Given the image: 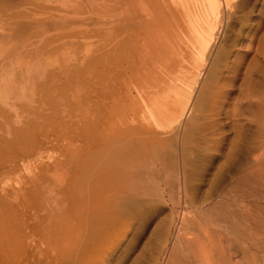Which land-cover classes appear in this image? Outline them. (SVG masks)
Here are the masks:
<instances>
[{"label":"rangeland","instance_id":"obj_1","mask_svg":"<svg viewBox=\"0 0 264 264\" xmlns=\"http://www.w3.org/2000/svg\"><path fill=\"white\" fill-rule=\"evenodd\" d=\"M79 2L82 13L76 19L73 7ZM63 14L68 23L59 16ZM84 29H94L96 35L54 49L41 45ZM220 44L229 49V56L240 58L242 66L257 45L264 49V0H0V264H67L77 258L74 251L85 239L83 221L70 225L74 216L70 199L51 186L73 183L81 176L87 186L137 182L132 211L118 216L104 255L86 264H134L158 221L172 214L178 222L177 186L184 179L190 191L186 190L199 195L198 185L207 184L217 166L228 163L224 160L235 127L230 125L229 110L241 74L230 90L222 92L221 101L209 89L221 76L228 79L225 69L219 73L212 66ZM233 57L228 58L229 65ZM93 58L97 64L82 76L88 87L93 86L92 94L85 93L87 87L81 89L79 82L65 93L69 83L50 80L52 72L73 70L80 61ZM188 62V69L181 72ZM156 79L160 83H148ZM184 79L189 82L184 103L189 104L170 130H160L163 123L153 117L132 114L122 121L118 107L122 94L123 98L130 94L131 82H138L136 92L159 114L162 103H169L168 90L177 89V82ZM32 83L40 87L34 89ZM261 115L264 141V103ZM242 122L246 136L252 137L254 123ZM113 138H119V146L149 143L152 157L120 164L121 157L112 149L104 150ZM245 143L244 139L238 149L244 150ZM157 144L163 150L153 151L155 157L151 149ZM114 158L120 160L116 163ZM140 264H149L148 255Z\"/></svg>","mask_w":264,"mask_h":264},{"label":"bare ground","instance_id":"obj_2","mask_svg":"<svg viewBox=\"0 0 264 264\" xmlns=\"http://www.w3.org/2000/svg\"><path fill=\"white\" fill-rule=\"evenodd\" d=\"M81 6L82 4H80V6L78 7H73L74 13L76 12L74 14L76 19L81 15V10L79 8ZM55 9L57 10V8ZM226 15L227 18L230 17L229 13H226ZM59 16H62L64 18V16L66 17V14ZM221 17L222 15L220 16V20ZM52 18H54V16ZM59 19L61 20V17ZM37 21V19H34L35 23H37ZM63 22L66 23L67 20L64 18ZM61 23L62 22H60V24ZM226 24L228 27L229 24ZM223 26L224 25L222 24V27ZM94 35H96L94 29H84V31H78L77 33L68 32L56 38H49L46 41L43 40L41 45H48V48L50 47L51 49H54L65 43L75 44L77 42L79 43L80 41L83 42L84 40L90 37H94ZM31 41L34 40L32 39ZM51 42L52 45L50 44ZM23 43L26 44L25 42ZM35 44L36 46L38 45L36 42ZM42 46L41 48H43ZM260 46L262 45H257V47L254 48L252 57L244 66H242L240 58H238L237 56L233 57V55H228L230 51L228 48H226V46L220 44L218 49L216 50L213 59L211 60L213 62L212 66L215 68V70L219 71V73H222V71L225 69L224 72H227L226 74H228V79H225L221 76L210 85L209 89H211V91L215 94V97L216 95H218L221 101L223 99L222 92L230 90V88L233 87L232 83L234 78L237 76L238 73L239 75L241 74V77L238 78L239 82L237 84V87L235 86L237 91L235 92V96L232 95L234 97L232 99L231 109L229 110L231 116L230 121L233 122H231L230 125L232 126V124H234L235 127L232 126L234 130L232 129V144L229 145L227 151L228 155L226 158L228 159L225 158L224 160V162L227 160L228 163L227 165H225V167H222L220 166V164H218L220 167L217 166L214 172L211 173L212 175L210 176H212V178L209 180V182L203 185L202 187L201 185H198V189L200 191L199 195H197L198 192L196 194L189 193L188 187L186 188L185 186V183L187 181L183 179L181 183L180 181L182 179L178 180L180 177L178 174L176 175L179 177H177V180L181 183L179 184L178 182H176L180 186L176 185L177 188H179L176 194L179 193V195L178 197H176L177 200H174L176 202V205L180 206L179 208L181 209H179L181 212L177 213V215H174L177 216L178 222L176 220V217H173L172 214H170L169 216H165L163 219L158 221V223H156L157 225L154 228L152 236L148 237L149 239L146 240V244L144 243L145 250H143L137 256V258L134 260V264H140L143 258L147 255L149 264H264V143L262 145L263 137L262 141L260 140V128L262 125L261 103H264V49ZM23 47L25 46L23 45ZM30 48L33 49V47H29V49ZM26 49L29 51L28 48ZM230 57H233V60L229 65L227 60ZM93 60L95 59L93 58L92 60L88 61L82 60L80 61V65H77L73 70L67 69V67H65L64 69L61 68L60 71H54L52 72L54 80L50 79L52 77H50L49 79L54 82L55 80H60L62 78L63 84L69 83L68 88H63V90H65V93L67 91L66 89L71 88L72 83L79 82L81 85V89H85L84 85L87 87L86 91H84L85 93L89 92L92 94L93 90L91 91V88L93 86L90 85L92 87H88V83H85V78H82V76L85 75L89 69L93 68L95 64H97ZM108 63H110V61H108ZM240 67L243 68L241 73L238 71L240 70ZM49 79L46 80L48 81ZM47 83V86H51L49 85V82H46V84ZM33 85H35V83H32V86ZM37 86H35V88ZM32 88H34V86ZM63 90H61V92ZM204 91H200V93H203ZM206 91H208L209 93L208 89ZM85 93H83L81 97L84 98ZM80 94L78 95L79 97ZM210 101L211 100H209V102ZM230 102L231 100L228 103ZM75 106H77V103ZM85 116L87 115H83V122L86 119H84ZM244 119L246 120V123L248 122V120L251 119V121L255 125H252L255 129L252 137L251 135H249L250 137L246 136V128L244 129V127L247 125L242 122V120ZM244 139L246 140L248 145L245 143L247 147L244 150H239V144H242ZM117 140H119V138L111 139L108 144L106 143L107 145L105 146L104 150H109V148L112 149L111 151L113 153L115 152L118 157H121L120 164L125 165L127 163L134 162L135 160H140L142 158L144 159V156L152 157L149 155L148 151L149 147H151V145H148L149 143L140 145L137 142H130V145L129 143H125L124 145L119 146L117 144ZM152 148L153 149H151V151L152 154L155 155V157L158 155L157 152L155 153L153 151L159 148H162L161 150H163V147H158V144L157 146L152 145ZM173 149L175 150V148ZM111 151H109V154L111 153ZM103 152L101 151V154ZM115 153L114 156L116 155ZM118 159H115L116 163L120 160ZM115 160L112 161H114L115 163ZM148 160L149 159H147V161ZM138 162L140 163L141 160ZM138 162L137 165L139 164ZM182 162L183 160H181V163ZM135 163L133 164L135 165ZM176 167H178V169L181 168L178 165ZM119 168L115 169L120 171L121 168ZM183 168L181 169L183 170ZM136 170L138 169L136 168ZM140 171L139 173H141ZM120 172L117 173L121 174ZM136 174L135 172L133 173V175L137 176L138 174ZM139 175L138 177L142 178V176ZM135 176L131 177L135 178ZM137 181H139V179ZM112 183L113 184H96L94 182L93 184H95L96 186L92 184V186H87L88 184L86 185V180L81 176L77 177L76 181L73 180V183L71 182V180H68L66 183L63 182L60 184H53L51 186V190L53 189L55 192L58 190V192L63 195L62 197L70 199L71 209L74 208L73 221L70 222V225L74 226L76 223H78V221H83L82 228L85 232V239H82V244L79 246L78 249H75L74 251V256L77 258H73L74 260L72 259V261L68 262L67 264H86L89 260L93 261L96 258L99 259V256L105 253L104 251L106 249V244H108V238L110 237V235L115 233L114 231L116 227V222H119L117 221L118 216L121 217L122 214H126L125 211H132L131 205L134 198H136L134 197L136 189V185L134 186V184L137 182H135L134 180V184H132V182L125 184L124 182L122 183L120 181L117 184H114V182ZM195 188L196 186L194 187V189ZM57 198L55 196V199ZM70 229L71 228H69V230Z\"/></svg>","mask_w":264,"mask_h":264},{"label":"crops","instance_id":"obj_3","mask_svg":"<svg viewBox=\"0 0 264 264\" xmlns=\"http://www.w3.org/2000/svg\"><path fill=\"white\" fill-rule=\"evenodd\" d=\"M189 62L187 65H183V67L180 69L181 72L184 71V68L186 70L188 69ZM158 70V69H157ZM161 71V70H158ZM161 80H152L148 81V83L153 82L155 84L160 83ZM138 82L133 81L127 86V90H129L127 93L130 92V94L126 95V97H122L124 93L121 96V106L118 107L119 110V115L121 116L122 121H127L129 116L132 114H137L143 117L151 118L153 117L156 120H160L161 123H163V126H160V130H170L171 126L176 123L179 119H182L186 113L187 109V104L189 103H184L186 102L187 99V88H189V82H187L186 79L182 80L181 82H177L178 88L177 89H171L170 91L168 90L170 95H167V99L169 103H162L164 109L163 113H155L153 112V106L151 103H148V100L146 97L139 96L140 92H136L137 90L135 89ZM126 88V87H125ZM183 102V103H182Z\"/></svg>","mask_w":264,"mask_h":264}]
</instances>
